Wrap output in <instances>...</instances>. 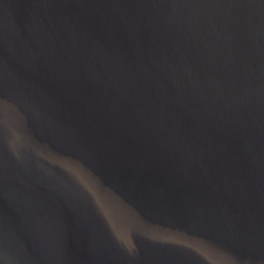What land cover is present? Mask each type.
I'll list each match as a JSON object with an SVG mask.
<instances>
[{"label":"water","instance_id":"1","mask_svg":"<svg viewBox=\"0 0 264 264\" xmlns=\"http://www.w3.org/2000/svg\"><path fill=\"white\" fill-rule=\"evenodd\" d=\"M0 264H264V0H0Z\"/></svg>","mask_w":264,"mask_h":264}]
</instances>
